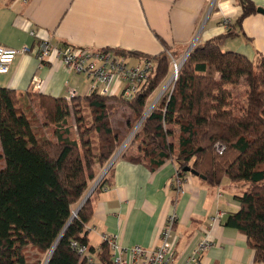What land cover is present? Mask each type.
Masks as SVG:
<instances>
[{
  "label": "trees",
  "instance_id": "obj_1",
  "mask_svg": "<svg viewBox=\"0 0 264 264\" xmlns=\"http://www.w3.org/2000/svg\"><path fill=\"white\" fill-rule=\"evenodd\" d=\"M238 2L243 9L237 21L241 25L257 10L250 0ZM232 36L238 35L231 30L193 48L171 91L135 135L130 146H137L139 156H122L152 167L171 160L179 177L189 167L212 186L224 179L240 185L239 209L229 215L227 226L246 235L256 263H263L264 57L252 61L224 51ZM103 51L155 63L132 100L93 92L68 101L0 87V148L5 162L0 170V264H44L58 241L48 264H88L73 244L89 247L86 225L93 205L88 200L72 220L75 207L121 145V135L112 125L117 110L127 105L134 120L140 121L150 97L167 79L172 61L167 52L150 56ZM240 86L246 88L244 105L235 100ZM105 179L99 190L105 188ZM111 255L104 243L101 262L112 264Z\"/></svg>",
  "mask_w": 264,
  "mask_h": 264
},
{
  "label": "crops",
  "instance_id": "obj_2",
  "mask_svg": "<svg viewBox=\"0 0 264 264\" xmlns=\"http://www.w3.org/2000/svg\"><path fill=\"white\" fill-rule=\"evenodd\" d=\"M250 1L257 12L237 25L243 14L238 0H0V45L30 49L16 58L8 74L0 75V87L54 98H66L72 88L80 95L90 94V78L73 73L60 57L54 55L40 63L41 39L59 47L69 44L150 56L167 52L171 59H179L196 45L232 30L238 36L226 39V51L255 61L258 55L264 57V14L258 12L264 9V0ZM137 61L131 58L133 64ZM35 77L43 80L41 90L33 88ZM134 151L127 156L138 157L137 146ZM111 162L98 172L75 207L92 192L88 200L93 214L86 231L95 264H103L99 254L105 235H117L126 247L157 248L172 213L178 217L172 264H189L203 241L208 245L199 254V264H264L256 263L246 235L227 226L229 215L239 209L240 185L224 179L221 185L212 186L187 172L179 177L178 166L171 160L152 167L121 156L102 178L106 177V186L99 190L102 180L97 182Z\"/></svg>",
  "mask_w": 264,
  "mask_h": 264
},
{
  "label": "built area",
  "instance_id": "obj_3",
  "mask_svg": "<svg viewBox=\"0 0 264 264\" xmlns=\"http://www.w3.org/2000/svg\"><path fill=\"white\" fill-rule=\"evenodd\" d=\"M24 1L27 2V0ZM30 34L35 37L36 32L32 31ZM29 51L28 47L15 50L0 45V75L8 74L16 58ZM54 55L60 57L66 68L76 75L90 78V93L97 92L104 97L122 95L127 100H132L143 89L155 67V63L149 59L138 58L137 63L133 64L131 57L115 55L110 51L90 50L69 44L59 47L47 39H41L37 54L40 63L43 65ZM172 60H174L173 57ZM177 76H174V80L175 78L177 80ZM43 85V80L34 78L33 88L35 90H41ZM79 95L78 89L72 88L66 99L71 101ZM217 150L222 153L223 147L218 145ZM177 184L181 185L180 179ZM177 219L175 213L168 216L162 230L160 245L154 249L138 245L126 247L120 243L117 235H105L104 243H107L111 249L112 264H172L176 255L175 226ZM217 220L218 216L213 218V222ZM207 245V242L203 241L197 246L189 259V264H199V254ZM73 246L82 257H86L88 264H95L94 253L88 246L78 243H74Z\"/></svg>",
  "mask_w": 264,
  "mask_h": 264
},
{
  "label": "rangeland",
  "instance_id": "obj_4",
  "mask_svg": "<svg viewBox=\"0 0 264 264\" xmlns=\"http://www.w3.org/2000/svg\"><path fill=\"white\" fill-rule=\"evenodd\" d=\"M222 48L224 51L228 50L226 44H224ZM132 58H134V57H132ZM185 58H186V56H184V58H179V59L173 58L174 60L171 61L170 73H169L167 79H165L159 85V88L150 97V99L147 103V108H146L145 114L150 109H151L150 110V112H151L154 109V107L157 105V103L160 101V99H162L163 96H165L166 94H168L171 91V89L174 85V82H175L173 75H175L174 73L176 72L177 68L179 67V65L182 63V61ZM136 59H138V58H136ZM245 90H246V88L244 86H240L239 89L237 90L235 100L240 105H244L246 102V96L244 94ZM118 111H119V113H117V115L114 114L116 116H114L112 119V125H113V129L116 132L120 133L122 142H121V145L117 148L116 154L114 155V157L117 154H118V157H121L124 153L130 154L132 151H134L135 145L134 146H130V145L133 142L135 135L138 133V131L140 130L141 125H142V124H140L141 119H140V121L134 120L132 110L129 107H127V105L121 106L119 108V110H117V112ZM37 112L39 113V116L41 117V119H43L42 113L39 110H37ZM85 114L88 115V111H86ZM78 135H79V132H78ZM134 152H136V151H134ZM114 157L112 158V160L114 159ZM4 168H5V162L2 159L1 149H0V170L4 169ZM104 168L105 167L100 168V170L98 172L103 171ZM177 221H178V219H177ZM34 254H35V252H31L32 256ZM46 257L47 256H45L43 258V263L46 261Z\"/></svg>",
  "mask_w": 264,
  "mask_h": 264
},
{
  "label": "water",
  "instance_id": "obj_5",
  "mask_svg": "<svg viewBox=\"0 0 264 264\" xmlns=\"http://www.w3.org/2000/svg\"><path fill=\"white\" fill-rule=\"evenodd\" d=\"M258 12L264 14V9H261V8H260V9H258ZM191 51H192V48L188 51V53H187V55H186V58H187L188 55L191 53ZM186 58H185V59L182 61V63L179 65V67L177 68L176 72L174 73L175 75H173V77L176 76V75H178L179 70H180L181 66L184 64ZM177 77H178V76H177ZM175 80H176V78H175ZM150 110H151V109H150ZM150 110L147 111V113L143 116V118H142L141 121H140V124H142L143 121L146 119V117L149 115ZM117 157H118V154L114 157V159H113L112 162L110 163L109 167L107 168L106 172H105L104 175L101 177V179L97 182V184H99V183L101 182L102 178L105 176V174L107 173V171H109L110 168L113 166V163L115 162V160H116ZM184 171L187 172V173H192V174H194V175H196V176H198V177H201V178L205 179L204 176H200V175H198L196 172H194V171H193L191 168H189V167H187ZM96 186H98V185H96ZM91 193H92V192H90V193L88 194V196L84 198V200L82 201V203H81V205L79 206V208L74 212L73 217H72V220L77 216L79 210H80V209L83 207V205L88 201V199H89ZM60 239H61V238H60ZM60 239H59V240H60ZM58 242H59V241H58ZM58 242L55 244V246L53 247V249H52V250L50 251V253L48 254V256H47V258H46V262H45L44 264H48V263H49V261H50V259H51V256L53 255V253H54V251H55V249H56V246H57Z\"/></svg>",
  "mask_w": 264,
  "mask_h": 264
},
{
  "label": "bare ground",
  "instance_id": "obj_6",
  "mask_svg": "<svg viewBox=\"0 0 264 264\" xmlns=\"http://www.w3.org/2000/svg\"><path fill=\"white\" fill-rule=\"evenodd\" d=\"M155 105V104H154Z\"/></svg>",
  "mask_w": 264,
  "mask_h": 264
}]
</instances>
